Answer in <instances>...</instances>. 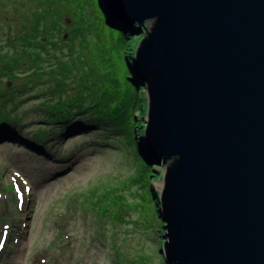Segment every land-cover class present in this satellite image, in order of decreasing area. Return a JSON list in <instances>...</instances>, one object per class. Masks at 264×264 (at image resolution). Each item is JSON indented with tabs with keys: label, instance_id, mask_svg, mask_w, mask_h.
<instances>
[{
	"label": "water",
	"instance_id": "water-1",
	"mask_svg": "<svg viewBox=\"0 0 264 264\" xmlns=\"http://www.w3.org/2000/svg\"><path fill=\"white\" fill-rule=\"evenodd\" d=\"M104 1L146 32L138 153L174 157L153 194L166 264H264V0Z\"/></svg>",
	"mask_w": 264,
	"mask_h": 264
},
{
	"label": "rangeland",
	"instance_id": "rangeland-1",
	"mask_svg": "<svg viewBox=\"0 0 264 264\" xmlns=\"http://www.w3.org/2000/svg\"><path fill=\"white\" fill-rule=\"evenodd\" d=\"M2 2L0 113L10 112L14 116L17 113L23 131L34 132L42 123L39 118L55 109L50 108V103L57 97L63 103L76 97L87 102L118 98L123 78L121 65L115 59L127 40L118 32L113 35L106 24L111 25L110 18L130 26L129 20L118 21L106 14L107 23L104 13H98L96 19L84 15L88 18V29L80 32L74 42L68 41V47L55 56L58 67L53 60L49 65L39 66L28 52L14 47V35L10 33L19 22L28 19L26 8L14 0L2 7ZM75 2L76 14H83L82 6L86 4L83 0ZM94 4L98 5L99 0ZM67 16L70 13L60 17L64 39L65 30L72 27ZM150 25L146 19L145 30ZM102 47L113 57L109 63L111 73L97 58ZM2 64L7 65L4 75ZM133 64L130 61L131 67ZM125 80L129 86L131 81ZM54 86L53 99L43 102L44 96H49L48 89ZM111 140V132L97 136L80 133L67 138L54 135L42 144L52 153L53 157H49L29 151L9 135L0 137V264H119L113 260L112 243H121L123 264H166L159 252L163 229L153 199V191L160 190L162 179L151 181L149 186L144 183L148 178L137 181L144 164L136 153L137 142L130 145L132 155H129V151L111 148ZM160 162L155 172L164 171L168 163ZM69 168L66 175L47 181L51 175ZM132 174L137 182L123 186L122 181ZM27 185L31 189H26ZM18 197L23 198L22 204L17 203ZM114 198L124 204V210Z\"/></svg>",
	"mask_w": 264,
	"mask_h": 264
},
{
	"label": "trees",
	"instance_id": "trees-1",
	"mask_svg": "<svg viewBox=\"0 0 264 264\" xmlns=\"http://www.w3.org/2000/svg\"><path fill=\"white\" fill-rule=\"evenodd\" d=\"M94 1L83 0L87 7L85 5L82 6L83 14L77 15L76 10L73 8L77 6L75 0H14L15 4L26 8L28 18L19 22L16 30L10 31L14 35V47H19L22 52H28L32 60H38L39 66H42L41 64L49 65L53 60L56 63L54 65L58 67V58L55 56H60L63 49L68 47V41L74 42V40L80 37V32L88 29V18L96 19L98 13L101 12L103 14L105 11L102 4H94ZM8 2L9 0H4L1 6L5 7ZM63 13H70V17L67 16L66 19H71L72 21L71 29L65 30L67 31L66 39L61 34L62 23L60 17ZM84 15L88 18H85ZM7 19L9 21V18ZM109 21L111 26H118L122 29L118 30L114 27H109L110 32L113 35L118 32L127 40L125 48H123V51L120 50L117 53L118 55L116 54L117 59H115L121 65V76L123 78L120 81L118 98L116 99L115 96H111L109 98H96L87 102L84 98L76 97L71 100H65V103H63V99L57 97L50 103V108L55 109H50L47 113L48 116H41L39 118L42 123L34 132L23 131V123L17 113L14 116L10 112L2 111L0 113V137H7L9 135L19 141L29 151H39L47 154L49 157H53L52 153L45 149L42 144L47 138L54 135L67 138L80 133H91L97 136L111 132L113 136V140L109 144L111 148H119V151H125L126 153L129 151V155H132L130 153V145H134V141L138 142L141 147L140 142H143V131L147 124V120L144 119L147 113L146 102L144 104L145 87L135 74L134 69L130 66V60L143 34L137 33L138 26L136 24L132 23L130 26H125L110 18ZM97 58L102 65L103 63L106 65L109 73H111L112 68L109 66L112 61L110 58L113 57H110L105 47L100 49V54L97 55ZM83 60L86 64V59ZM15 63L16 59L13 64ZM5 65L2 64V74H6L7 67ZM127 78L131 81L129 86L125 83V79ZM55 90L56 86L48 89L49 96H44L43 102L53 99L52 94ZM141 152L143 153L142 150ZM173 159L174 157L170 158L168 163H171ZM154 168H158V166L144 163L140 169L141 176L137 181L148 178L149 180L144 181V183L146 186H149L151 181L161 179L162 172H155ZM137 181H133L132 174L127 179H124L121 184L129 187ZM141 183L142 181L139 185ZM7 189H9V186ZM113 201L124 210V204L120 200L114 198ZM120 244L112 243L111 248L115 253L113 260L119 264H123L121 257H125V255H122L120 251V249H123Z\"/></svg>",
	"mask_w": 264,
	"mask_h": 264
},
{
	"label": "clouds",
	"instance_id": "clouds-1",
	"mask_svg": "<svg viewBox=\"0 0 264 264\" xmlns=\"http://www.w3.org/2000/svg\"><path fill=\"white\" fill-rule=\"evenodd\" d=\"M105 10L108 12V14L109 15H111V12L110 11H108L106 8H105ZM116 18V17H115ZM132 23H135V22H132ZM137 25V24H136ZM138 26V25H137ZM145 27V26H144ZM145 30V29H144ZM146 31V30H145ZM142 34H143V36L142 37H144L145 35H146V32H141ZM141 33H138V34H141ZM145 33V34H144ZM138 44H139V42H138ZM138 44H137V46H136V49H137V47H138ZM135 55V52H134V54H133V56ZM137 77H138V75H137ZM140 158H141V156H139ZM142 159V158H141ZM143 160V159H142ZM143 162L144 163H146L144 160H143ZM168 162V161H167ZM156 166H158V165H156ZM155 192H158V190H156V191H154L153 192V194L155 193ZM154 202L156 203V201H155V199H154ZM160 219V218H159ZM162 224H163V222H162ZM162 256V255H161Z\"/></svg>",
	"mask_w": 264,
	"mask_h": 264
},
{
	"label": "snow or ice",
	"instance_id": "snow-or-ice-1",
	"mask_svg": "<svg viewBox=\"0 0 264 264\" xmlns=\"http://www.w3.org/2000/svg\"><path fill=\"white\" fill-rule=\"evenodd\" d=\"M0 243H2V242H0Z\"/></svg>",
	"mask_w": 264,
	"mask_h": 264
}]
</instances>
